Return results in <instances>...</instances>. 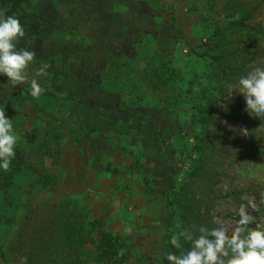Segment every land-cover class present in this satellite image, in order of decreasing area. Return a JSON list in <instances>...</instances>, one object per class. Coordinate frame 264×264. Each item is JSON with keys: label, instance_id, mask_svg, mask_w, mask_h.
<instances>
[{"label": "rangeland", "instance_id": "obj_1", "mask_svg": "<svg viewBox=\"0 0 264 264\" xmlns=\"http://www.w3.org/2000/svg\"><path fill=\"white\" fill-rule=\"evenodd\" d=\"M226 1L27 0L20 6L19 14L37 12L46 19L20 18L26 35L18 44L36 55L58 50L62 56L30 66L29 81L42 64L51 65L48 75L36 77L44 89L38 97L31 95L29 82L13 86L0 74V109L12 119L20 136L17 145L30 165L54 176L53 188H25L17 222L1 241L9 263L20 264L26 256L27 264H40L43 256L45 264H105L95 261L88 248L66 247L57 255L54 239L48 241L66 220L102 217L131 242L134 255L127 264H168L170 207L163 191L184 178L195 153L191 129L177 135L182 111L172 100L177 86L153 76L148 61L170 55L176 65L190 66L196 53L209 47ZM245 1L255 8L252 24L264 30V0ZM261 52L248 73L264 68V41ZM66 90L82 101L62 99L55 105ZM229 95L215 115L225 139L223 162L209 182L210 229L223 224L231 231L240 205L250 201L259 209L252 212L256 222L250 227H264V120L249 115L243 94L233 90ZM37 105L58 114L64 126ZM65 123L79 135L69 133ZM127 125L142 135L106 132ZM90 127L102 131L78 142ZM30 128L39 133L34 143L24 136Z\"/></svg>", "mask_w": 264, "mask_h": 264}, {"label": "trees", "instance_id": "obj_2", "mask_svg": "<svg viewBox=\"0 0 264 264\" xmlns=\"http://www.w3.org/2000/svg\"><path fill=\"white\" fill-rule=\"evenodd\" d=\"M26 1L0 0V5L6 6L3 10L6 16H14L18 19L31 17L46 19L37 12L19 14L20 6ZM254 11L255 8L248 1L227 0L223 7V15L211 29L209 47L197 52L196 61L190 66L176 65L174 57L170 55L148 61L149 71L153 76L163 80L166 85L172 83L177 86L172 99L182 108L178 118L180 129L177 135L183 137L185 131L191 129L189 134L193 137L191 147L195 155L184 178L176 180L169 190L163 191V196L170 207L167 246L177 255L181 250L187 251L192 247L191 242L185 241L182 237L180 238L182 249H177L170 243L171 236L179 231L178 224L182 228L204 225L210 229L209 220L212 218V213L208 202L211 191L209 182L215 177V172L212 171L219 169L223 162L220 151L223 149L225 139L223 130L216 123L215 115L220 101L229 92L226 85H234L241 76H246L253 62L262 55L261 42L264 41V30L252 24ZM237 14L238 19L235 18ZM20 49L23 48L17 44V50ZM61 56L58 50H54L43 55L35 54V60L47 61ZM62 99L82 101L83 98L75 91L66 90L58 95L54 104L57 105ZM38 107L44 115L51 116L60 126H64L58 114L47 111L43 105ZM67 128L72 135L76 137L79 135V131L70 124ZM101 129L90 127L77 141H81L92 132L102 131ZM106 130V132L112 130V133L117 134L142 135L140 130L132 125ZM24 136L28 142L34 143L38 140L39 133L36 128H30L26 130ZM143 137L149 141L153 140L152 136ZM15 152L16 156L10 171L5 173L0 169V218L7 225L6 233L17 222L16 217L27 186L40 185L46 189L54 186V176L49 169L41 170L30 165L20 145L16 146ZM134 159V163L139 165V160ZM145 181L149 183L148 177ZM196 235L198 236L199 233L197 232ZM52 239L57 255L62 254L66 247L88 248V253L95 261L105 264H127L134 255L131 242L119 232L110 230L102 217L82 222L66 220L56 234L49 236L48 241ZM121 250H123L122 255ZM46 261L47 259L41 256L39 263L45 264ZM0 264H11L6 260L2 246H0Z\"/></svg>", "mask_w": 264, "mask_h": 264}, {"label": "clouds", "instance_id": "obj_3", "mask_svg": "<svg viewBox=\"0 0 264 264\" xmlns=\"http://www.w3.org/2000/svg\"><path fill=\"white\" fill-rule=\"evenodd\" d=\"M235 18L238 19L239 15ZM25 35V28L18 18L6 16L0 11V74L6 75L13 86L29 82L31 95L38 97L44 89L36 77L48 75L51 65L42 64L29 81L28 70L35 62V53L17 50V44ZM226 87L230 93L228 98L232 97L233 90L243 94L245 110L249 115L264 120V68L255 67L239 78L238 86L227 84ZM19 141L20 136L13 127L12 119L6 117L4 109H0V169L5 173L11 169ZM261 203H264V193H261ZM257 211L258 207L251 201L242 203L237 213L239 218L231 231L223 224L211 229L204 225L182 228L178 224L179 231L171 236L170 243L182 249V237L191 242L192 247L187 251L181 250L179 255L167 253L165 258L168 264H264V227L259 224L250 227L256 222L252 212ZM213 219L219 223L215 215ZM120 254H123V250ZM20 264H27L26 256L20 258Z\"/></svg>", "mask_w": 264, "mask_h": 264}, {"label": "crops", "instance_id": "obj_4", "mask_svg": "<svg viewBox=\"0 0 264 264\" xmlns=\"http://www.w3.org/2000/svg\"><path fill=\"white\" fill-rule=\"evenodd\" d=\"M2 5H0V7H1ZM3 7H5V6H3ZM6 229H7V225L5 224V221L3 220V219H1L0 218V246L1 245H3V243L1 242L4 238H5V236L7 235V231H6Z\"/></svg>", "mask_w": 264, "mask_h": 264}]
</instances>
